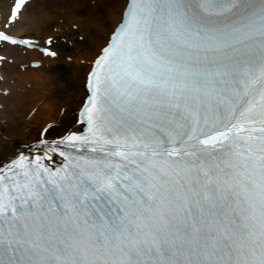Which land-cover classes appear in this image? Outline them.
<instances>
[{
    "label": "snow or ice",
    "instance_id": "1",
    "mask_svg": "<svg viewBox=\"0 0 264 264\" xmlns=\"http://www.w3.org/2000/svg\"><path fill=\"white\" fill-rule=\"evenodd\" d=\"M92 63L0 158V264H264V0H128Z\"/></svg>",
    "mask_w": 264,
    "mask_h": 264
},
{
    "label": "bare ground",
    "instance_id": "2",
    "mask_svg": "<svg viewBox=\"0 0 264 264\" xmlns=\"http://www.w3.org/2000/svg\"><path fill=\"white\" fill-rule=\"evenodd\" d=\"M14 2L0 0V29L7 23L11 35L33 44L0 41V158L33 144L45 126L65 120L82 105L92 62L128 0H25L11 22ZM93 3L103 11L94 10Z\"/></svg>",
    "mask_w": 264,
    "mask_h": 264
}]
</instances>
